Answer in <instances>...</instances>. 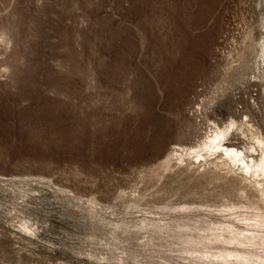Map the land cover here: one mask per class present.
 <instances>
[{
	"label": "rangeland",
	"instance_id": "rangeland-1",
	"mask_svg": "<svg viewBox=\"0 0 264 264\" xmlns=\"http://www.w3.org/2000/svg\"><path fill=\"white\" fill-rule=\"evenodd\" d=\"M223 129L257 166L264 0H0V264H264Z\"/></svg>",
	"mask_w": 264,
	"mask_h": 264
},
{
	"label": "bare ground",
	"instance_id": "bare-ground-1",
	"mask_svg": "<svg viewBox=\"0 0 264 264\" xmlns=\"http://www.w3.org/2000/svg\"><path fill=\"white\" fill-rule=\"evenodd\" d=\"M216 131V130H215ZM226 135V130H218L215 132L213 136H210L207 143L203 144V147H206L207 149H213L216 153H219L221 156H223L225 159L231 162H237L238 166L241 168L242 173L245 175L255 177H261L262 180H264V146L262 141L257 140L256 144L259 147L260 150V157H259V163L254 168H251L247 161L243 158L242 151H238L231 148H225L223 146V140ZM212 151V150H211ZM209 152V151H208ZM197 156L199 155L196 154ZM252 162V161H251Z\"/></svg>",
	"mask_w": 264,
	"mask_h": 264
}]
</instances>
